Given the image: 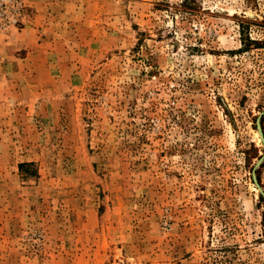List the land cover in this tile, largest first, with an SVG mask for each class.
Segmentation results:
<instances>
[{
    "label": "rangeland",
    "instance_id": "1",
    "mask_svg": "<svg viewBox=\"0 0 264 264\" xmlns=\"http://www.w3.org/2000/svg\"><path fill=\"white\" fill-rule=\"evenodd\" d=\"M22 1L0 264H264V0Z\"/></svg>",
    "mask_w": 264,
    "mask_h": 264
},
{
    "label": "built area",
    "instance_id": "2",
    "mask_svg": "<svg viewBox=\"0 0 264 264\" xmlns=\"http://www.w3.org/2000/svg\"><path fill=\"white\" fill-rule=\"evenodd\" d=\"M22 0H0V28L5 29L13 21H19L23 12Z\"/></svg>",
    "mask_w": 264,
    "mask_h": 264
},
{
    "label": "crops",
    "instance_id": "3",
    "mask_svg": "<svg viewBox=\"0 0 264 264\" xmlns=\"http://www.w3.org/2000/svg\"><path fill=\"white\" fill-rule=\"evenodd\" d=\"M36 21L34 20V23L30 24L29 26H25L24 28H21V30H19L18 32L19 41H16V42L12 41L11 43L8 41L7 44H10L9 48H11L12 46V49L13 51H15V53L17 52V50L22 51L24 48H27L30 42H34V41L36 43L38 42L39 39L37 38V34H33V33H38L39 28H42L43 26L41 27L38 23H36ZM31 35L33 36L31 37ZM33 38H35V40H33ZM14 60L22 62L25 60V58L21 59L20 57H15ZM5 67H9V63H6Z\"/></svg>",
    "mask_w": 264,
    "mask_h": 264
},
{
    "label": "trees",
    "instance_id": "4",
    "mask_svg": "<svg viewBox=\"0 0 264 264\" xmlns=\"http://www.w3.org/2000/svg\"><path fill=\"white\" fill-rule=\"evenodd\" d=\"M261 199L263 200V197Z\"/></svg>",
    "mask_w": 264,
    "mask_h": 264
}]
</instances>
